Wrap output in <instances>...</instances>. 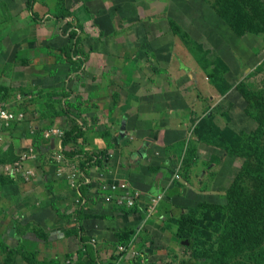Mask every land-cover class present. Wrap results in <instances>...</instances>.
Returning a JSON list of instances; mask_svg holds the SVG:
<instances>
[{
    "label": "rangeland",
    "instance_id": "374dc122",
    "mask_svg": "<svg viewBox=\"0 0 264 264\" xmlns=\"http://www.w3.org/2000/svg\"><path fill=\"white\" fill-rule=\"evenodd\" d=\"M25 1L0 0V102L4 101L9 110L25 112L22 120L11 121L0 135V240L12 248H34L44 260L75 264L81 243L68 230L76 229L77 212L83 207L81 224L99 254L108 257L109 264H119V259L105 252L113 240H104L103 246L98 247L96 225L100 214L108 212L100 179L96 177L88 184L84 197L80 188L85 184L74 188L66 179L67 172L59 173L58 167L66 165L57 159L59 153L64 154L61 141L51 144L44 135L45 130L56 126L70 130L72 122L70 125L66 118L62 93L71 82L70 74L76 78L81 72L69 74L70 63L57 62L50 54L48 46L57 48L67 37L53 21L34 19ZM55 1L37 0L35 10L42 16L54 9ZM66 2L86 28L85 34H91L84 36L85 41L103 36L95 22L99 20L98 11L85 12L82 0ZM86 3L96 10L102 4L99 0ZM157 4L160 9L165 4L168 13L163 16L159 9H153L155 13L149 11L152 16L147 15L144 23L141 16L147 11L142 6L131 19L124 17L120 24L141 23L149 28L168 19L172 35L180 37V43L193 54L204 73L225 93L215 104L207 105L201 117L188 121L187 136L177 137L178 155L173 161L170 159L169 168L172 184L181 183L182 192L171 201L163 198L158 212L150 219L152 214L149 215L146 222L142 219L141 226L132 224L137 226L134 241L120 263L180 264L182 259L202 253L207 264H248V260L264 264V176L255 177L261 169L258 159L264 149V134L259 139L256 134L258 122L264 118V0H161ZM136 33L130 41L139 37L143 40ZM76 96V103L83 109L81 93ZM203 106L204 102L199 109ZM234 112L236 116L230 117ZM244 112L246 116L241 117L239 114ZM51 119L53 125L44 128ZM81 141L82 138L78 146L83 150L100 148L88 149ZM34 144L40 154L37 160H19L20 152ZM16 161L22 171L16 175L6 173L3 165ZM155 165L150 160L149 167ZM30 168L32 173H25ZM79 169L83 171L81 166ZM81 180L82 176L78 178ZM59 201L65 216H59L52 205ZM201 214L218 221V225L215 231L198 234L194 240L192 222L188 221L185 228L182 222ZM156 217L162 223L156 222ZM236 217L239 221L235 226L247 224L251 231L246 234V243L230 248L234 242L229 239L238 230L230 231L226 226ZM122 226L111 221L105 225L110 231ZM215 248L221 250L222 258L214 257ZM0 264L29 263L22 255H9L0 247Z\"/></svg>",
    "mask_w": 264,
    "mask_h": 264
},
{
    "label": "crops",
    "instance_id": "0c3cea01",
    "mask_svg": "<svg viewBox=\"0 0 264 264\" xmlns=\"http://www.w3.org/2000/svg\"><path fill=\"white\" fill-rule=\"evenodd\" d=\"M99 1L102 4L98 9L103 7L104 11L88 5L93 12L98 11L103 36L96 41L94 37L93 40L90 37L86 41L83 39L86 57H81L84 62L74 70L75 73L80 71L81 76H69V98L72 102H79L76 93L82 95L84 109L76 112L80 114L79 124L82 123L87 130L88 140L85 146L90 149L107 148V143L110 145L107 150L113 156L109 161L112 173L129 180L140 192L137 204L145 208L146 215V204L151 196L156 195L151 191L156 166L161 168V164L167 165L161 185L171 187L173 177L170 176L169 161H173L178 155L177 137L187 136L188 121L201 117L204 108L215 104L224 93L211 82L193 54L180 43V37L172 35L168 19L153 23L149 28L141 23L133 26L127 22L120 24L124 17L126 20L131 19L142 6L147 11L146 15L141 16L144 23L148 20L147 15L155 13L154 10L159 9L164 16V12L168 13L165 4L161 9L157 7V1L161 0H145L146 3L151 2L147 5L142 4V0ZM149 11L154 12L150 14ZM136 32L141 34L143 40L139 37L138 40L130 41L131 35H137ZM87 34L91 36L90 33L86 32L85 35ZM202 102L204 106L199 109ZM245 114L239 115L245 117ZM235 116V112L230 113V117ZM66 118L71 125L70 117L67 115ZM63 127L59 126L65 130ZM57 140L60 143L62 138H49L51 144L58 143ZM71 160L67 159L80 168L83 156ZM150 160L152 164H156L152 168L149 167ZM98 171L91 165L86 174L93 180ZM61 205L62 202L59 201L58 206ZM157 212L158 207L148 219L153 218ZM136 214L141 215L138 211L130 214L117 212L114 219L100 218L96 225L99 227L96 236L99 239L98 247L103 246L104 240L112 241L115 238L114 231L105 227L109 221L118 225L125 222L139 223V226L142 219L144 222L148 221L145 216L138 219ZM161 220L156 217V222L162 223ZM105 249L107 256L109 253L112 255L113 243H109ZM36 253L39 259H43L39 252ZM102 259L108 263V257L103 256ZM120 260L119 264H122Z\"/></svg>",
    "mask_w": 264,
    "mask_h": 264
},
{
    "label": "trees",
    "instance_id": "16d2710c",
    "mask_svg": "<svg viewBox=\"0 0 264 264\" xmlns=\"http://www.w3.org/2000/svg\"><path fill=\"white\" fill-rule=\"evenodd\" d=\"M84 3L83 9L85 12L90 13L92 10L90 9L89 5L86 3L88 0H82ZM37 0H26L25 5L29 12L32 14L34 19H38L39 21H46L51 20L53 21L54 25H59V32L67 37V41L60 45L57 48L48 46V49L50 51V54L55 56V60L57 62H68L70 63L69 66V74L71 71H74L75 69H78L79 64L83 63L84 60L81 58L84 55V48H83V39L85 36V27L82 22H80V19L78 16L74 13V10L67 5L66 0H56L54 4V9L47 11L44 15H39V13L35 10V4ZM95 19V18H94ZM98 21V22H97ZM95 20L96 23H99V20ZM99 25V24H98ZM100 33L103 34V30L100 29ZM86 57V56H85ZM207 75L210 78V75L207 73ZM212 82V81H211ZM213 83V82H212ZM220 90V89H219ZM69 88L63 91L62 96L64 97V112L70 119L72 120V126L70 130L65 129V134L63 135L62 141H61V147L63 148V153L68 157L70 160L73 158H77L79 156H83V160L79 163L81 166V169L85 171L88 174V168L91 165H95L98 167L99 172L103 171L106 174L110 175V171H113L112 168H110L109 161L113 158L112 153L107 150L109 148V144L107 143V148H99V150H83L82 148H79L78 142L80 141V138H82L81 143L84 144L87 142V136H86V129H84V126L82 123L79 124L80 114L76 112V110L82 111L83 109L79 104L76 102H72L69 98ZM221 93L222 92L220 90ZM227 92V91H226ZM67 103H69V107L67 106ZM83 107V106H82ZM14 111H19V109H15ZM54 119H51L50 122H48L44 128L49 127L53 125ZM259 123V130L257 131V139L261 138V136L264 134V118L260 119ZM42 130L39 132V136L41 134ZM67 145H71L70 149H65ZM258 149L261 147V141H257ZM36 150L38 151L35 144L33 145ZM39 153V152H38ZM40 156V154H39ZM259 165H260V172L255 174V177L264 176V149L261 151V154L259 155ZM161 168L156 167V171L154 172V180L152 182L151 191L158 194L163 193V197L169 201L174 199L177 195H179L182 192L183 186L181 183H174L171 187H164L161 185V180L166 174V164H161ZM54 170V167H53ZM108 170V171H107ZM107 171V172H106ZM110 172V173H109ZM107 176V175H106ZM107 181H110L109 178L106 179ZM99 183V182H98ZM88 184L82 185L80 188L81 193L85 197V192L88 188ZM92 195V194H91ZM89 197V194L87 195ZM103 202H105L103 200ZM106 211L104 214H100L101 218H112L114 219L115 214L118 212L120 214H130L134 212H139L141 217L143 218L145 216V208L139 207V205L136 203V205L131 207H126L124 205H118L116 202H110L106 203ZM54 209L56 210L57 214L59 216H65V213L62 211L61 206L56 205V203L52 204ZM148 205V202L146 206ZM109 207V209H107ZM83 207L78 209L77 212V227L75 230H68L70 234L74 233L77 238L79 239L81 246L78 247L76 254L78 257V260L75 262V264H109L106 261H104L101 257V254H99V249L96 247L94 242H92L91 237L86 233L84 230L81 220L83 219L82 216ZM251 211V210H248ZM262 211V214L264 215V208ZM123 212V213H121ZM82 213V214H81ZM138 214H136L137 216ZM140 217V218H141ZM215 219V217H214ZM188 221H191L193 224L194 232H192V239L195 240L198 234L215 231V225H218V221L213 220L210 216H206L204 214H201L200 217H194L192 216L191 219H185L182 224L184 228L186 227V224ZM239 221V217H236L233 222H230L226 226L227 230L230 231H237L238 234L234 236L233 238L229 239L231 244L230 248H235L239 244L246 243V234H249L251 231L247 224H243L242 226H235ZM232 223V224H231ZM137 226H139V223H137ZM137 226H134L132 224H129L125 222L123 226L119 230L114 231V251L112 255L117 260L119 259L120 254H124L125 251L128 249V247L131 245V243L134 241V233L136 232ZM227 233L224 231V235ZM233 234V233H232ZM208 239H211L208 237ZM223 240H227V238H224ZM191 241V240H190ZM122 244L124 246V249L117 253L118 246ZM0 247L9 255L12 254H20L23 257H25L29 264H64L60 260L52 259V260H44L39 259L37 255L35 254V250H28L25 247L20 248H12L5 242L0 240ZM218 256L221 257V250L218 248H215L214 250V257ZM115 260V261H116ZM248 264H252L250 260L247 262ZM180 264H207V258L202 254H192L189 258H184L180 261ZM220 264H224L223 261L220 262Z\"/></svg>",
    "mask_w": 264,
    "mask_h": 264
},
{
    "label": "built area",
    "instance_id": "2783aa9c",
    "mask_svg": "<svg viewBox=\"0 0 264 264\" xmlns=\"http://www.w3.org/2000/svg\"><path fill=\"white\" fill-rule=\"evenodd\" d=\"M23 113L25 112H19V114L16 115L14 110L13 111L9 110L6 107L4 101L0 102V135L2 131L4 132L6 130V127L11 123V121H13L14 119L22 120L24 118ZM64 134H65V130L59 127H51L45 130L44 132V135L49 138L51 137L63 138ZM1 138L2 136H0V140ZM19 155H20L19 160H26V161H30V160L35 161L39 157L38 151L33 145L25 148L23 151L20 152ZM57 159L64 163L66 162L65 166L58 167L59 173H62L63 170L67 172L66 177L72 187L79 188L81 183L90 184L92 182L90 176L87 175L85 171H81L79 169L78 164L67 161L68 158L65 157L64 154L59 153ZM3 167H4V171L11 175H16V173L19 172L20 170L19 161L13 163H5ZM95 168L98 169L97 166H95ZM21 171L22 169L20 170V172ZM27 172L29 174L32 173V169L30 168L29 170L25 171V173ZM112 172L113 171H111L110 173L111 176H106L103 171H100L97 175V179H100L99 188L102 191L106 192V195L104 196L105 202L106 203L116 202L118 205H124L126 207H131L136 205V203L139 202V198L141 195L140 192L136 190L127 179L116 177ZM175 175L177 177L179 176L178 174ZM81 176H82V180L81 182H79L78 178ZM107 178H109L110 181H107L106 180ZM163 196H164L163 193H158L150 197L148 205L146 206L147 217L151 215L154 211H156L157 206L159 205V202L161 201ZM123 249L124 246L120 244L116 252L119 253ZM121 258H122V254L119 255V260Z\"/></svg>",
    "mask_w": 264,
    "mask_h": 264
},
{
    "label": "clouds",
    "instance_id": "9594fccd",
    "mask_svg": "<svg viewBox=\"0 0 264 264\" xmlns=\"http://www.w3.org/2000/svg\"><path fill=\"white\" fill-rule=\"evenodd\" d=\"M160 203V202H159ZM158 207V206H157ZM146 216V218H147V215H145Z\"/></svg>",
    "mask_w": 264,
    "mask_h": 264
},
{
    "label": "water",
    "instance_id": "95a60500",
    "mask_svg": "<svg viewBox=\"0 0 264 264\" xmlns=\"http://www.w3.org/2000/svg\"><path fill=\"white\" fill-rule=\"evenodd\" d=\"M185 242H187V241H185Z\"/></svg>",
    "mask_w": 264,
    "mask_h": 264
}]
</instances>
